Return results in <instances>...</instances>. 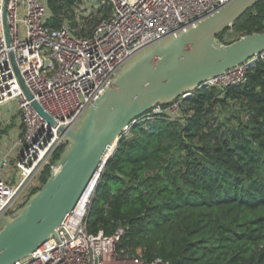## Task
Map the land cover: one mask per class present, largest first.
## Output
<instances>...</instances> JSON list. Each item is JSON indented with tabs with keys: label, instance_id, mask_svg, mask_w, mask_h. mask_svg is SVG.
Listing matches in <instances>:
<instances>
[{
	"label": "trees",
	"instance_id": "1",
	"mask_svg": "<svg viewBox=\"0 0 264 264\" xmlns=\"http://www.w3.org/2000/svg\"><path fill=\"white\" fill-rule=\"evenodd\" d=\"M82 2L48 0L51 26L96 23ZM230 29L238 38L263 32L264 0ZM230 29L218 36L225 43L238 39L225 41ZM179 100L177 114L161 106L122 135L97 182L88 230L122 227L120 246L141 250L147 262L264 264V63L239 86L199 88Z\"/></svg>",
	"mask_w": 264,
	"mask_h": 264
},
{
	"label": "built area",
	"instance_id": "2",
	"mask_svg": "<svg viewBox=\"0 0 264 264\" xmlns=\"http://www.w3.org/2000/svg\"><path fill=\"white\" fill-rule=\"evenodd\" d=\"M229 1L83 0L81 11L86 15L95 11L98 20L80 30L68 22L57 28L51 26L53 15L48 0H0V106L15 102L22 126L9 154L16 153L12 156L14 171L10 169V157L2 159L10 168L0 177V217L13 214L28 199L47 167L56 168L55 152L65 144L58 126L38 112L33 100L59 125L69 127L105 92L126 59ZM13 59L32 99L21 87ZM259 63H264V51L201 88L224 91L239 86ZM179 99L170 104L172 115L178 113ZM161 111V106L153 110ZM98 180L58 228L57 236L13 264H168L161 259L147 262L141 250L133 254L121 247L122 227L111 235L104 230H88Z\"/></svg>",
	"mask_w": 264,
	"mask_h": 264
},
{
	"label": "water",
	"instance_id": "3",
	"mask_svg": "<svg viewBox=\"0 0 264 264\" xmlns=\"http://www.w3.org/2000/svg\"><path fill=\"white\" fill-rule=\"evenodd\" d=\"M259 1L230 0L141 48L126 59L105 92L69 127L59 125L33 100L38 112L58 126L66 145L46 182L13 214L0 217V264H13L57 236L83 194L100 178L122 135L140 117L176 99H189L207 81L264 51V31L230 43L218 37ZM6 34L9 38L8 27ZM13 64L22 89L32 99L14 59Z\"/></svg>",
	"mask_w": 264,
	"mask_h": 264
},
{
	"label": "rangeland",
	"instance_id": "4",
	"mask_svg": "<svg viewBox=\"0 0 264 264\" xmlns=\"http://www.w3.org/2000/svg\"><path fill=\"white\" fill-rule=\"evenodd\" d=\"M239 37V33L236 32L233 29H230L227 33L224 35V39L226 42L235 40ZM12 104V105H11ZM5 106H0V136H6L9 133H16L13 130V127L15 128L17 125L16 123L20 121L19 114L17 115L15 112H18L15 102L11 103ZM17 121V122H16ZM21 124V121H20ZM12 130V131H11ZM22 130V126L20 128ZM36 186L40 185L39 179L35 181ZM37 188V187H35ZM34 188V189H35ZM32 189V190H34Z\"/></svg>",
	"mask_w": 264,
	"mask_h": 264
},
{
	"label": "crops",
	"instance_id": "5",
	"mask_svg": "<svg viewBox=\"0 0 264 264\" xmlns=\"http://www.w3.org/2000/svg\"><path fill=\"white\" fill-rule=\"evenodd\" d=\"M16 114L18 115V112ZM18 117L20 119V116H18ZM16 125L17 126L15 128L13 127L14 132H16L15 134L12 133L13 131L11 130L12 132L9 133L8 135L0 136V163H3V165L1 166L2 168H0V177H4L5 176L4 175L5 174V170L8 171L9 168H10V164L7 166V163H4V161H2L3 157H6V156L10 157L9 159L12 162V165H11L10 169H11V171H12V169L14 171V159H13L12 156H14V154H16V153L12 154V156H10L9 154H11L12 151H13V148H12L13 147V142L15 140L16 134L19 132V130L21 128L20 121H18L16 123ZM9 159L6 160V162H8Z\"/></svg>",
	"mask_w": 264,
	"mask_h": 264
}]
</instances>
